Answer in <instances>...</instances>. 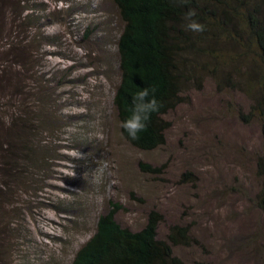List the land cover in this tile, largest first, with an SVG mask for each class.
I'll use <instances>...</instances> for the list:
<instances>
[{
  "label": "rangeland",
  "instance_id": "1",
  "mask_svg": "<svg viewBox=\"0 0 264 264\" xmlns=\"http://www.w3.org/2000/svg\"><path fill=\"white\" fill-rule=\"evenodd\" d=\"M121 25L112 0H0V156L10 119L25 110L37 126L30 143L48 151L47 167L28 161L9 178L0 264H70L113 203L133 231L152 210L158 239L186 227L189 243L172 245L184 264H264L260 124L239 116L249 94L204 75L163 114L162 144L131 145L112 104Z\"/></svg>",
  "mask_w": 264,
  "mask_h": 264
},
{
  "label": "trees",
  "instance_id": "2",
  "mask_svg": "<svg viewBox=\"0 0 264 264\" xmlns=\"http://www.w3.org/2000/svg\"><path fill=\"white\" fill-rule=\"evenodd\" d=\"M112 2L122 22L116 39L119 80L112 96L119 124L129 114L133 94L142 88H148L149 96L159 105L135 139L119 125L122 137L137 148L153 149L164 142L168 122L163 114L181 101V92L192 85L200 87L204 75L239 84L250 97L248 110L239 113L241 120L257 119L260 124V151L254 162L259 179L255 201L264 212V0ZM189 9L194 10L192 18L204 26L203 31L185 28ZM86 30L84 36H88ZM232 71L243 74L244 81L233 77ZM30 114L25 110L9 121L11 137L0 156V202L11 175L19 177L28 161L47 167V149L39 152V145H32L28 138L37 127ZM141 167L151 168L144 163ZM118 208L113 203L98 215L93 233L75 251L70 264H184L173 254L172 245L189 243L186 227L172 225L167 240L158 239L160 215L156 211H150L144 226L133 231L114 219Z\"/></svg>",
  "mask_w": 264,
  "mask_h": 264
},
{
  "label": "clouds",
  "instance_id": "3",
  "mask_svg": "<svg viewBox=\"0 0 264 264\" xmlns=\"http://www.w3.org/2000/svg\"><path fill=\"white\" fill-rule=\"evenodd\" d=\"M194 15L192 9L185 13V28L193 32L203 31L204 26L192 18ZM149 91L148 88H142L133 94L129 114L120 122V126L130 138L135 139L137 134L145 129L149 114L158 110V102L154 96H149Z\"/></svg>",
  "mask_w": 264,
  "mask_h": 264
}]
</instances>
